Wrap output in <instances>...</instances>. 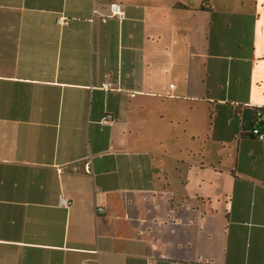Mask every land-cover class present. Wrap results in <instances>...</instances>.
Wrapping results in <instances>:
<instances>
[{
	"label": "crops",
	"instance_id": "0c3cea01",
	"mask_svg": "<svg viewBox=\"0 0 264 264\" xmlns=\"http://www.w3.org/2000/svg\"><path fill=\"white\" fill-rule=\"evenodd\" d=\"M255 120L264 0H0V264H264Z\"/></svg>",
	"mask_w": 264,
	"mask_h": 264
},
{
	"label": "rangeland",
	"instance_id": "374dc122",
	"mask_svg": "<svg viewBox=\"0 0 264 264\" xmlns=\"http://www.w3.org/2000/svg\"><path fill=\"white\" fill-rule=\"evenodd\" d=\"M210 1L214 5H216V4H230V5L236 6V5L241 4V3H252L254 0H210ZM197 107H198V110H191L189 113V102L181 103V107H180L181 123L179 125V129L181 131L183 130V124H184L183 122L185 120V116L190 117V122L193 123L195 121L198 129L200 127H208V124H209L208 109L206 107H202V106L200 107L199 104L197 105ZM165 109L168 110V103H165ZM189 124L186 127V129L189 128ZM165 126H166V128L170 129V126H168V123L166 122V118H165ZM189 133L190 132H186V137L184 135H182L181 144H183L185 142L189 143L187 140ZM199 156H200V154L198 152V153H196L195 158H197ZM198 159H200V158H198Z\"/></svg>",
	"mask_w": 264,
	"mask_h": 264
},
{
	"label": "built area",
	"instance_id": "2783aa9c",
	"mask_svg": "<svg viewBox=\"0 0 264 264\" xmlns=\"http://www.w3.org/2000/svg\"><path fill=\"white\" fill-rule=\"evenodd\" d=\"M110 13L111 16L117 17L119 19L123 18V11L121 10V6L117 2H112L109 5ZM106 18H102V21H106ZM59 24H66L68 23L69 19L65 16H59L57 19ZM260 112L258 113V115ZM112 117L110 114L105 115L102 118V123H106L108 120H110ZM251 134L255 136L263 145H264V131L260 128V126L257 124V121H255L252 129H251ZM71 204V201L68 198L65 197H60L58 200V206L67 208Z\"/></svg>",
	"mask_w": 264,
	"mask_h": 264
},
{
	"label": "trees",
	"instance_id": "16d2710c",
	"mask_svg": "<svg viewBox=\"0 0 264 264\" xmlns=\"http://www.w3.org/2000/svg\"><path fill=\"white\" fill-rule=\"evenodd\" d=\"M255 121H257V120H255Z\"/></svg>",
	"mask_w": 264,
	"mask_h": 264
}]
</instances>
